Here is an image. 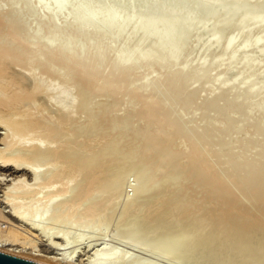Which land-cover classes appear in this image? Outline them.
I'll list each match as a JSON object with an SVG mask.
<instances>
[{
  "label": "bare ground",
  "instance_id": "bare-ground-1",
  "mask_svg": "<svg viewBox=\"0 0 264 264\" xmlns=\"http://www.w3.org/2000/svg\"><path fill=\"white\" fill-rule=\"evenodd\" d=\"M0 1L6 2V0ZM7 1L8 7L6 9H3L0 4V24L4 23V27L6 26V28H4L5 30L0 31V127L6 132L0 139L5 144L6 148L0 151V169L6 171V173L8 172L11 176H14L13 182L7 189L8 191L6 190L7 192H5L8 198L11 196H15L14 198L17 199V201L15 202L16 199L14 200V198H12L15 207L13 212L9 214L10 219L14 220L15 222H19L21 226L27 228H25L26 230L23 231L18 227H12L13 225L8 227L6 226V228L4 229L0 226V251L44 264H114V262L120 258V253H113L110 256L102 258L103 254L99 252L102 248L100 247L101 249H98L96 248L97 246H95L96 243L97 245H99L98 242H93L95 245H87V252L94 251V256L92 255L93 257L91 259H88V261L84 262L82 261L83 259H80V261L79 258H77V248L69 250V253H61V255L60 253L58 254V252L55 253L54 256H48L42 253L46 251H65L69 249V243H67L68 241L66 242L64 233L62 236L58 233H56L55 235V233L49 234L46 232L47 230L49 231L53 229H50V227H54V225L52 224H57L58 222L57 225H59V227L60 225L68 227V225L70 224L67 223L69 222L74 224L78 219H92L96 216H100L101 221H110L112 223L111 225L116 228L115 231L117 232L119 231V226H126L127 224L126 228L128 229V231L123 228L124 226L121 228L127 231V237L129 236L131 241H135L137 239H139L140 241L141 239H148V236H152L151 238H153L152 240L154 241V245L160 243L161 245L167 244L165 253L167 255H170L172 252L177 253V257L184 259V262L185 259L192 261V258L197 256L202 258L198 259L201 260V264H264V188L262 187V189L258 190L257 188L259 187L257 183H255V179L249 182L245 180L247 182H245L246 185H244L241 182L242 180H240L243 185L238 186V183L236 185H234V183L231 184L232 181L230 182L229 179L227 180L230 183L225 182L226 180H212L208 177V175H206V173L203 172L202 173L205 174L209 178V180H207L206 183L204 182V185H202L203 176L201 174L202 182L201 185H199L198 182H195L196 179L194 180V177H192L193 175L190 176L191 174L188 175L186 173V171H189L186 170L188 167L198 169L199 163H197V168H194V166L192 165L197 157L196 155L198 154L203 157V161H201L202 157L198 156L199 158H201L200 162H202L199 166L200 170H203L201 169V167L204 166L207 158L218 159L219 154L218 152H215L216 150L211 155L208 152L207 154H209L210 156H207L203 152L202 147L201 150H199V148L190 150L189 147H195V143H199V141L201 142L202 140H204V137L206 138L207 136H211L212 138L221 137V135L225 132L224 130H226L227 127H229V125L231 124L227 122V125H223L226 122V119L230 117L228 116V114L231 115L230 113L226 112L227 118L225 116L226 119L223 124V118H221L222 120L220 119L221 123L220 121H218L223 125V128H220V132L218 130L219 133H217V137L215 135L213 136V134L216 133V129L215 133L212 132V128H215V126H211L210 128L201 125L198 120L200 118H197L198 121L194 125L198 123V125L201 126L197 130H194L193 133L187 132L191 125V122H189V120H194V118H189L187 119V121H184L183 124L179 125L182 126L181 129L184 131L181 132L179 131L180 129H178L179 132H176L173 135L172 133L176 131L174 126L176 124V121H178L179 111H182L179 110V107L177 109L176 106V108L171 112L168 110L169 107L167 106L168 112L166 111V109L165 111L169 115H167V117L165 116V118H162L163 114L161 115L159 113V115H157L160 116L161 120L163 119L164 122L165 129L159 128V130L162 131H157V128L155 129V127H152V132L149 129L150 133L146 134L145 132L144 135H142L143 131H141L142 133L140 132L141 135L140 133L139 135L137 133L132 135L133 132L129 133L127 131L126 133L130 134L129 139V136L125 137L126 133L123 127L121 128L117 125L119 128L115 126L116 128L114 129L112 125L115 121H117V118L119 117L116 115V111H118L119 106L123 102L122 99L124 97V94L127 93V95L131 96L136 95V93L140 89L139 83L142 84L151 77L150 72L153 67H159L165 72L167 71L170 75H168L169 77L166 75V79H163L164 76L163 78L161 76L153 78V80H151V83L153 85H159L161 82H164L163 84H165V88H162L161 86L162 90H159L157 89L158 86L153 88V85H151V89L146 92V96L143 98V101L140 104H137L135 106L131 103L127 106L125 118H129L131 116L133 118H136V114L144 118L150 117L154 112V107H147V104L149 102L148 99L150 101L153 100V102L155 103L156 101H159L157 103L159 104L160 101L164 98H167V96H172L171 98L174 102H190L188 104H192L193 101L196 102V104H199V108L200 105H204V108L205 105H210L212 106V108L214 107L221 110V108L224 107H234L235 109H237L235 106L239 105L237 104L238 100L244 96L251 95V101L249 105H247L248 107L246 106L247 109H245V113L243 111L244 115L241 116L242 118H236L238 121V127L241 129L242 127H246V125H250L254 130L264 129V106L263 108L261 107L260 113L258 112L259 115L257 119H255L256 122H252L251 120L253 119V109L255 108L256 103L260 101V97L264 94V55L256 56L254 59H251V55H253V53L259 50L261 51L264 47V26H261L264 23V0L263 2L261 0L260 5H257V7H251L252 9H250V7L248 8V6L252 4L250 2L252 0H147V2L145 0H138V3L146 2V15L153 14L154 12H156V9L159 8V6L161 8V5H164L163 8L165 9H163L162 11L163 18L153 17L154 19L142 18L141 16H139L140 14L133 16L130 15L128 17L125 16L123 12L122 13L124 19H121L122 13H120L121 16L118 15V9H120V5H122V2H120V0H113L111 1V3L108 2L109 4H107L104 10H102L105 18L101 16L102 13H100L98 10L93 9L94 11H90L88 10L89 8L85 10V7L82 12L74 13L69 17V11L80 10L78 2H75V0H31L29 2L27 0ZM87 1L88 0H85L86 4L88 5L89 2L87 3ZM80 2L83 1L80 0ZM133 3H135L134 0H125L124 4L130 6ZM179 5H182L181 8ZM178 7L180 8V10L178 9ZM144 8L145 7H143V9ZM24 11L27 12L28 17L19 22H16V18ZM157 14L161 15L160 13ZM52 16H58L60 18L64 17L65 20L68 21V23L66 24V26L53 25L51 28L49 26L47 27H49L50 29L54 28L56 30V33L58 32L59 34L68 30L72 31L70 33V36H67V40L64 39L65 41L63 43L59 41V37H56L49 40L48 42L46 41V43L44 44L41 43V46H31L29 43L30 38L32 39L34 37L35 39L37 34L39 35V32L43 31L45 20ZM118 16L121 20H123L121 26H117ZM223 16H226V18H222ZM234 16L238 17L233 18ZM216 19H220V22L215 27H213L214 30L212 29L214 38L212 37V39L207 43H200V40L197 37L198 30L201 27L208 28V26L212 24L211 22L215 21ZM242 20L245 22V26L241 25ZM15 22L17 23V25H15ZM187 24L191 26V31L188 33V35L182 37L181 32L184 30V26ZM2 26L3 25H1V27ZM130 28L135 29V34L131 37H126L125 34L131 30ZM16 29L23 32V35L18 34L17 32L19 31H16ZM44 30L47 31L46 29ZM241 30L244 31L243 42L241 41L240 43H235L234 36L238 32H241ZM110 31H117L118 34L116 35V37H113L114 39H108V42L104 41L105 44L102 45L104 46L102 48L103 51L100 52V44L102 43H100L101 35L108 32L110 33ZM256 31L257 33H260L258 34L259 36L257 37L255 43L249 47L245 46L244 41L252 36L251 34H253V32L256 33ZM230 32L231 35L227 36L226 34H230ZM55 36L56 35H54V37ZM148 36H150L149 38H155V41L153 43V39L148 41ZM143 38H146L148 41V43H145L146 45H144L143 43ZM36 39L38 40V38ZM42 41H44V39ZM75 41H79L81 43H79L78 48L73 51L71 50V47ZM158 42H160V45H158ZM170 44L173 45L167 47ZM110 45L113 46V48ZM108 48L109 51H106L108 50ZM135 49L139 50L138 54L132 57L131 53ZM97 50L99 51V53H97ZM239 51H242L243 54L238 58L236 57V55ZM107 52H110L109 56H107ZM180 53L182 56L181 58L179 57ZM152 55H155V58ZM177 56L180 58L179 60L176 59ZM199 56L203 57L205 61L204 63H202L203 65L201 64V67L198 65L200 68L197 66L198 69L194 70L195 68L191 69L190 67H186L188 66L190 61H193ZM213 57H216V59L212 62L211 59ZM106 58L107 60L109 59V63L108 67L105 70L100 71L98 68L93 66V70L89 71L91 64H93L92 60H95L96 63L100 64L101 62L103 63V60H105ZM233 61H235L236 70L229 71V75L227 74V77H225L226 75H224L225 78H223V75L221 73L224 72V70L222 71V69L225 68L223 66ZM31 65L35 67L34 70L32 69L33 66L28 68V66ZM15 67H19V69L24 70H26L27 68H31V70L30 73L27 72L29 73L27 74L23 71L16 70ZM141 68H144L145 71L144 74H141V78H132L131 76L135 75L134 73H136V70ZM36 71L39 73L42 72V74H38ZM61 71H66L67 74H60ZM213 71L216 74L219 73L217 76H222H219L220 79L216 76L218 79L216 81H213V83L211 82L210 85L206 87V89L203 88L204 90L201 91V94H199L197 98L192 99L187 91L178 93L174 92L175 90L173 91V89L176 88V84L178 83L179 75H182L185 81L187 80L189 83L193 80H198L199 78V80L204 79V81L207 80L206 82H208L212 76L216 75L215 73L212 74ZM208 72H210V76ZM246 73L248 75V78L244 83H241L238 86L236 83L242 77V74L245 75ZM259 73H261V79L259 81L257 80V82L256 78L258 77ZM160 74L162 73H159L158 75ZM52 75L53 77L54 75H57V77L55 76V78H53ZM61 75L65 76V79L63 80L66 81L64 82H66L69 86L73 85L72 87L76 89L78 100H76L74 97L73 99H71L73 96V93L71 92V98L70 96H68L69 94L66 95L69 89L65 92L62 91L65 94H62L60 90V94L56 99L55 91L57 87H54L53 85L50 87L48 86L49 88H46L45 85H43L48 76L53 79H58L59 77H62ZM124 76H126V78L127 76H129L130 78H132V80L128 83L129 80L127 79L128 81H126L125 83L128 84L124 85L122 88L120 87L119 90L117 89L118 91L112 93L109 92V94H106V96L104 97L100 96L101 99L100 97H98L101 101L100 104H102L103 106H107L108 108H105L106 110L104 112L106 115H104L103 118H100L101 120L97 123V125H95L93 129V125H90L91 123H93L90 122V120H92V112H90V114L87 115V118L80 123L78 121V123L75 122L77 118L75 116V113H77V111L80 109L85 110V106L87 105L85 104V100H87L88 96L94 94V92L92 93V91H95L96 85L99 86L98 83H100L101 81L104 82L105 80H108L110 82V80L112 79L109 80V78L111 77L123 78ZM116 80L117 83L121 81L118 79ZM233 82H236L234 83L236 84L235 86ZM107 83L104 84V87H106ZM114 83H116V81ZM189 83L187 84L189 85ZM110 84H108L107 86H110ZM43 86L45 87V89ZM69 86L68 88H71ZM102 91H104V89H101V91H99L101 92V95L103 94ZM106 92L108 91L106 90ZM225 93H229V95L232 94L233 96L227 102H225L224 97H222ZM53 97L56 99L53 100L57 105L55 103L52 104L53 106L56 105V110L59 113H57L58 116H61L64 121L68 123V126L70 125L71 127H73L71 129L68 127L70 129L69 131H72L71 134H64L62 131L60 134H56L54 129L55 127L58 128L59 125L54 126V124H52L54 122L51 121L53 119L45 121L42 118H38L40 116H38L37 113V116H33L29 111V109L33 105L32 103L37 102V98L39 99V101H41L40 98L43 99V102H46L48 104V102H50ZM262 99H264V97H262ZM131 100L133 101V98ZM146 100L147 104L145 102ZM52 104L50 106H52ZM152 104L153 103H151V105ZM162 105H159V107ZM156 107L157 106H155V108ZM45 108L46 107H44V109ZM68 108L70 110L66 111V109ZM234 108L232 110H234ZM100 109L101 108L99 107V110ZM180 109L182 108L180 107ZM160 110L162 111V109H159V112ZM214 110L215 109H213V111ZM48 111L49 109H47V112ZM229 111L231 110L229 109ZM42 113L43 112H41V114ZM17 115L19 118L21 116L23 118L21 117L19 119L16 117ZM122 115L124 117V114ZM164 115H166V113ZM253 116L255 117V115ZM141 117L139 118V120L142 119ZM205 119L207 118L205 117ZM161 120L159 119L158 121ZM121 121L122 120H120V122ZM123 121L124 123L121 122V126L125 124V120ZM135 121L138 122V120ZM143 121L140 120L141 123ZM145 121L147 120L145 119ZM231 121L232 120H229V122ZM249 121L252 123L249 124ZM120 122H118L119 125ZM204 122L202 121V123ZM208 123L209 122L206 121L205 124L208 125ZM52 126H54V128ZM124 126L127 127V125ZM133 127H131V129ZM32 129L40 132H38L37 135L29 134L32 132ZM251 129L249 128L250 137L254 132H256L255 130L252 133L251 131H253V129ZM109 130L112 131L110 132L109 136H106V132H108ZM88 131L90 133L92 132V134L90 135L93 136L91 137V139H93H90L89 141L85 140V136H87V138L89 136L90 138ZM239 131H236L231 136L230 141H232V145H234L236 141H241L242 143H245V141H247L248 136L246 137L245 135L247 134V132L244 133L243 131H240L241 133H244L243 136ZM52 132H54L56 135ZM56 132L60 131H57L56 129ZM21 136L22 139L24 138L23 140L20 139ZM53 137L57 138V141H55V145L54 143L51 144ZM83 137L84 139L82 141L81 138ZM124 137L125 139H123ZM63 138L66 139V141L64 140L65 144L62 142ZM126 138L129 139L127 140L128 142L132 140L130 142L133 143L132 146L134 145V142H137V146H139L140 148L142 147L140 145H143V147L141 148L142 150L140 149L141 154L139 153L144 157L143 160L142 158H140V156L134 157L139 155L137 153H135L136 155L134 154V156L132 155L133 158L129 156V152L131 151V148L133 149V147H130L128 143L123 144L122 140H126ZM166 138H170L169 143H167L168 148L166 149H169L170 146H174L176 143L179 144L180 142L186 145V148L183 147L184 145L182 146L184 150L182 153L178 152L181 155H179V158L176 159V161L178 160V166L183 168L181 170L183 171L182 174H178L177 172L170 170V174L167 172L164 173H167L169 175L168 178L166 177L167 179L164 178L160 180L159 176L162 175H156V169L153 168L155 170V175L152 176L148 181L146 179V182H144L143 185L140 184L141 186H139V184L137 187L132 186V184L134 185V182L127 184H117V182L121 179L123 180L124 178L126 179L131 176L135 170H137L138 172V168L140 166L141 170L139 171L142 174L141 171L145 170L153 161L155 162V158L160 153L161 147L164 146V144H161V142ZM54 140L56 139L54 138ZM220 140L221 138H219V141ZM81 144H86V146H82ZM259 145L260 144L258 142L257 146ZM80 146H82V148L84 147V149L87 150L86 152L84 151L85 153L82 151V153L88 154L91 151L89 153L91 155L81 154L83 158L80 159L82 157H79L81 153ZM262 146H264V144ZM238 147L239 146H237V148ZM253 147H255V145L252 146V148ZM249 148H251V146H248V149ZM98 149L100 150V152ZM211 150L209 151L211 152ZM245 150L244 152L248 153ZM92 151L93 153L97 151L100 154H97L96 152L97 156L94 157V155L92 157ZM135 151L136 150H134V152ZM226 151L228 150L226 149ZM262 151L263 150H261V153H263ZM236 153L239 152L229 150L224 154V156H222V164H224V168H229L228 164L231 167V163L229 162L233 161L232 159H234ZM160 155L162 154L160 153ZM243 155L245 154L243 153ZM251 155L253 154H250V156ZM87 156L88 158H86ZM115 156L118 157L116 158ZM162 158L163 160H168L170 159V156L168 154H165ZM221 158L219 157V159ZM254 159H256V161L261 164L260 162L264 161V154H261ZM250 160L248 158V155H246L242 157L235 166H232L235 167V170L237 169L238 171H243V174L244 172L249 173L246 170L244 171V169L249 165ZM46 161L51 164L45 168L44 163ZM113 161L114 163H112ZM153 164L154 163L151 164L150 168H152ZM137 165H139V167ZM62 166L67 167L63 170ZM247 168H249V166ZM257 171L259 172L260 169L258 168ZM137 172H135V174ZM159 173H161V171ZM192 173L194 174V172ZM116 174L118 179L115 178ZM135 174H133V177ZM141 174L140 176L142 177L144 173L142 175ZM164 174L162 177H164ZM221 174L219 175L218 172L216 176L219 175L221 177ZM41 175H45L46 179L43 178V182L48 181L46 183L49 184L50 182L49 185L53 184L51 183V181H54L55 179L57 180V176L59 175L61 176L59 180L63 179L62 175H67V180L65 179L63 180V182L61 181L62 183L60 185L58 184L59 187L56 189L46 184L48 188L52 187L51 189L49 188L50 191L53 188L54 191L52 190L53 192L51 193L49 191L50 194H47L48 197H45L46 199H43L44 196L41 195V193L44 192L42 187L46 186H43L44 184H42L41 182V184L39 183L41 187H33V185H37V180L39 177H41ZM141 177H139L138 179H143V181H145L146 177ZM213 178H215V176ZM233 178H235V176H233ZM134 179L136 178L134 177ZM248 179L249 178H247V180ZM116 180L118 181L116 182ZM28 181H33L34 183H30V185ZM263 181L264 180H262V182ZM259 183L261 186L262 183ZM158 190H160V193L162 192L161 195H159L160 193L158 194ZM46 193H48V191H45V193L43 194ZM27 196L31 198L34 197V199L30 200L31 203H26L25 200L24 202L20 201V199L23 200ZM25 203L27 204V206L28 204H31L30 207L28 206V211L25 210L26 207H24L25 209H23V206L26 205ZM11 206L13 208L12 204ZM40 208H42V210ZM37 210L42 212V215H40L39 212L40 219H38L41 220L42 223L45 222L48 224L47 226L44 225V228L41 226L42 224L39 220H35L36 218H33V223H29L28 221L29 217H31L32 219V217L39 216H35L36 212H38ZM65 215L66 217L63 218V216ZM1 221L0 223H3ZM59 221L61 224H59ZM50 224L52 226H50L48 229L47 227ZM57 225L56 228H58ZM121 231L124 232L122 229ZM126 231L124 232V235H126ZM122 232L120 233L123 234ZM38 235L39 238L40 235L42 237L46 236L49 240V244H44L43 247L41 246L43 249H37L38 243L34 241V238H37ZM124 237V239H127L126 236ZM145 240L144 242H146Z\"/></svg>",
  "mask_w": 264,
  "mask_h": 264
},
{
  "label": "rangeland",
  "instance_id": "rangeland-1",
  "mask_svg": "<svg viewBox=\"0 0 264 264\" xmlns=\"http://www.w3.org/2000/svg\"><path fill=\"white\" fill-rule=\"evenodd\" d=\"M28 2L29 1H31V0H27ZM81 1H83V2H80V0H75V2H78V5H79V9L80 10H74V11H69V13H68V16L70 17V16H72L74 13H79V12H82L83 10H84V7H85V10L87 9V8H89L88 10H92V11H94L95 9L96 10H98L100 13H102L101 14V16L103 17V18H105V15H104V13H103V11L102 10H104V8H105V6L107 5V4H109V3H111V1H113V0H99V2H98V0H92V2H91V0H88L87 1V3H88V5L86 4V2H85V0H81ZM146 2H147V0H145ZM261 0H252V1H250L252 4L251 5H249L248 6V8L250 7V9H252L251 7H257V5H260V2ZM1 3V6L3 7V9H6L7 7H8V1L6 0V2H4V1H0ZM79 2H80V4H79ZM85 2V3H84ZM109 2V3H108ZM120 2H122L121 4L122 5H120V9H118L119 10V14L118 15H120L121 16V14L120 13H124V15L125 16H133V15H138V14H140L139 16H141L142 18H145V19H154V18H163V9H165V8H163V6L161 5V8H160V6H159V8H157L156 9V12H154L153 14H151V15H146V13H145V9L147 8L146 6H147V4H146V2H143V3H138V0L137 1H135L134 0V2L135 3H133V4H135V5H133V4H131L130 6H131V8H130V6H127L126 4H124L125 3V0H120ZM262 2H263V0H262ZM4 3H6V4H4ZM83 3H84V5H83ZM106 3V4H105ZM138 3V4H137ZM256 3V4H255ZM258 3V4H257ZM104 4V5H103ZM124 4V5H123ZM140 4H141V6H140ZM4 5V6H3ZM139 5V6H138ZM246 5H248V4H246ZM6 6V7H5ZM87 6V7H86ZM124 6V7H123ZM127 6V7H126ZM145 7L144 9H143V7ZM180 6V8H181V6L182 5H179ZM81 7V8H80ZM95 7V8H94ZM101 7V8H100ZM130 9H129V8ZM134 7V8H133ZM142 7V8H141ZM124 8H126V9H124ZM127 8H128V10H127ZM139 8V9H138ZM180 8L178 7V9L180 10ZM94 9V10H93ZM137 10H139V11H137ZM141 10V11H140ZM143 10H144V12H143ZM136 11V12H135ZM158 11V12H157ZM195 11V10H194ZM140 12V13H139ZM142 12V13H141ZM123 13H122V18L121 19H124V16H123ZM134 13V14H133ZM157 13H160L161 15H159V14H157ZM142 14H144V15H142ZM153 15V16H152ZM146 16H147V18H146ZM151 16V17H150ZM157 16V17H156ZM28 17V14H27V12H22L21 13V15H19L17 18H16V22H19V21H21V20H23V19H25V18H27ZM150 17V18H149ZM154 17V18H153ZM235 17H238V16H234L233 18H235ZM222 18H226V16H223ZM120 18H119V16H118V21H117V26H121L122 25V21L123 20H121ZM126 19V18H125ZM121 20V21H120ZM15 22V25H17V23ZM220 22V19H216L215 21H213V22H211L212 24L210 25V26H208V28H204V27H201L199 30H198V32H197V37L199 38V40H200V43H207V42H209L211 39H212V37L214 38V36H213V27H215L218 23ZM68 23V21L67 20H65V18L64 17H62V18H60V17H58V16H52V17H49V18H47L46 20H45V28H44V26H43V31H40L39 32V35L37 34V36L35 37V39H34V37L31 39L30 38V41H29V43H30V45L31 46H41L42 44L41 43H46V41L48 42L49 40H51V39H53V38H56V37H59V41L60 42H64L65 40H67V36H70V33L72 32V31H66V32H63V33H56V30L54 29V28H52V29H50L53 25H65L66 26V24ZM1 25H3L2 27H1ZM4 23H1L0 24V31H3V30H5L4 28H6V26L4 27ZM14 25V26H15ZM241 25L242 26H245V22L242 20V23H241ZM47 26H49V27H47ZM261 26H264V23H263V25H261ZM260 26V27H261ZM3 28V29H2ZM133 28V27H132ZM132 28H130L129 30L130 31H128V33H126L125 34V36L126 37H131V36H133L134 34H135V29H132ZM190 28H191V26L189 25V24H187V25H185L184 26V30L181 32V36L182 37H185L186 35H188V33L191 31L190 30ZM44 29H46L47 31H45ZM49 29V30H48ZM213 29V30H212ZM55 30V31H54ZM16 31H19V32H17L18 34H22L23 35V32H21L20 30H17L16 29ZM45 31V32H44ZM51 31V32H50ZM53 31V32H52ZM259 31H262V30H259ZM45 34V35H43V34ZM66 33V34H65ZM256 33H257V31H256ZM254 33L253 32V34H251L252 36H250L249 38H247L245 41H244V44H245V46H247V47H249V46H251V45H253L254 43H255V41H256V39H257V37L259 36L258 34L260 33ZM43 36H42V35ZM56 35L55 37H54V35ZM65 34V35H64ZM118 34V32L116 31H110V33L108 32V33H105V34H102L101 35V39H100V52H102L103 50H102V48L104 47V46H102V45H104L105 43H104V41L106 42H108V39H110V40H112V39H114L113 37H116V35ZM46 35H48V36H46ZM61 35V36H60ZM227 36H230L231 35V32H230V34L228 33V34H226ZM65 36V37H64ZM44 37V38H43ZM150 36H148V38H149ZM152 37V36H151ZM154 37V36H153ZM36 38H38V40L36 39ZM41 38V39H40ZM47 38V39H46ZM112 38V39H111ZM146 38H147V36H146ZM144 39L143 38V43H144V45H146L145 43L147 42L148 43V41H150V40H152L153 38H149V40L147 41V39ZM234 38H235V43H240L241 41L243 42V39H244V31L243 30H241V32H238L235 36H234ZM40 39V40H39ZM44 39V41H42ZM63 39V40H62ZM65 39V40H64ZM155 39V38H154ZM152 40V43L155 41V40ZM35 40V41H34ZM37 41V42H36ZM42 41V42H41ZM40 42V43H39ZM35 43H37V44H35ZM39 43V44H38ZM79 43H81V42H79V41H75L74 43H73V45H72V47H71V50H73V51H75L77 48H78V44ZM142 43V42H141ZM142 43V44H143ZM149 43H151V42H149ZM110 44V43H109ZM141 44V45H142ZM143 45V46H144ZM158 45H160V42H158ZM171 45H173V44H170V45H168L167 47H170ZM111 46V45H110ZM112 48H113V46H111ZM112 48H111V50H112ZM111 50H110V52H111ZM99 51L97 50V53H99ZM106 51H109V48H108V50H106ZM138 49L136 50H133L132 51V53H131V56L133 57L134 55H137L138 54ZM110 52H107V56H109L110 55ZM96 53V54H97ZM242 54H243V52L242 51H239L238 53H237V55H236V57H241L242 56ZM180 56V58L182 57L181 56V53L179 54ZM260 55H264V47L262 48V50L260 51H256L255 53H253V55H251V59H254L256 56H260ZM153 56V55H152ZM155 56V55H154ZM153 56V57H154ZM178 56H177V60H179L180 58H179ZM152 58V57H151ZM155 58V57H154ZM194 59V58H193ZM192 59V60H193ZM213 59V60H212ZM211 59V61L213 62V61H215V59H216V57H213ZM206 60V59H205ZM205 61H204V59H203V57H197V58H195L193 61H190V63L188 64V66H186V67H190L191 69H194V70H196V69H198V67L200 66L201 67V64L202 63H204ZM228 62V61H227ZM92 63L94 64H91V66H92V68H91V66H90V68H89V71H92L93 70V68L94 67H96V68H98L100 71H103V70H105L107 67H108V63H109V59L107 60V58L105 59V60H103V63L101 62L100 64H98V63H96L95 62V60H92ZM104 63H106V64H104ZM199 65V66H198ZM203 65V64H202ZM33 65H31V66H28V68L29 67H32ZM94 66V67H93ZM198 66V67H197ZM185 67V68H186ZM197 67V68H196ZM199 67V68H200ZM223 67H225L224 69H222V71L224 70V72H221L222 73V75H223V78H225V77H227V74L229 75V71H235L236 70V64H235V61H233V62H230L229 64L227 63V64H225V66H223ZM16 68V70H20V71H23L24 73H27V72H29L30 73V70H31V68L30 69H26V70H24V69H19V67H15ZM18 68V69H17ZM34 66H33V70H34ZM143 69V70H142ZM161 72H160V71ZM164 70H162V69H160L159 67H153L152 69H151V72H150V76L152 77H150V78H148V80L147 81H145V82H143L142 84L141 83H139V90H138V92H140V93H136V95H134V96H131V95H127V93L126 94H124V97H123V102H122V100H121V105L119 106V108H118V111H116V115L117 116H119L118 118H119V121H118V118H117V121H115L114 122V124H112L113 125V127H114V129L117 127V128H119V127H123V129H124V131H125V133L128 131L129 133H131V132H133L132 133V135L133 134H138L139 135V133L141 132V131H143V134L142 135H144L145 134V132H146V134L147 133H150V131H149V129L151 130V132H152V127H155V129L157 130V131H162V130H159V128L160 129H162V128H164L165 129V126H164V122H163V119L161 120V117L160 116H157V115H159V113L163 116L162 118H165V116L167 117V115H169L167 112H168V110L171 112V111H173L176 107H177V109H178V107H179V110H182V111H179V117H178V121H176V124H175V126H174V128H175V130L176 131H174V133H172L173 135L176 133V132H179V131H184V130H182L181 129V127L182 126H179V125H181V124H183V122L184 121H187V119H191V118H194V120L193 119H191V120H189V122H191V125H190V127H189V129H190V131H192V132H190L189 131V129L187 130V132H189V133H193L194 132V130H197L201 125H204V126H207V127H210L211 128V126L213 127V126H215V128L213 127L212 128V132L213 133H215V129H216V133L215 134H213V136L215 135L216 137H217V133H219L220 132V130L223 128V125H227V122L230 124L229 125V127H227V129L226 130H224L225 132L221 135V137H218V138H212L211 136H207L206 138L204 137V140H202L201 142L199 141V143H195V147H189L190 148V150L191 149H194V148H199V150H201V147L203 148L202 150H203V152L207 155V156H210L215 150V152H218V159L216 158V159H209V158H207V160L205 161V164H204V166L203 167H201V169H203V170H200L199 169V166L201 165V163L202 162H200V160H201V158H199V157H202V156H200L199 154L198 155H196L197 157H196V159L198 158L199 159V161H198V159H197V161H196V159H195V161L193 162V166H194V168H197V166H198V164L197 163H199V166H198V169H193V168H187L186 170H189L188 172L186 171V173L188 174V175H190V176H192V177H194V180H195V182L197 183L198 182V184L199 185H201V182H202V185H204V182L206 183V181L207 180H209V178L210 179H212V180H217V179H219V180H221V181H225V182H228V183H230L231 181V184L232 183H234V185H236L237 183V185L238 186H241V185H246V183L247 182H249V181H251V180H254L255 179V183H257V185H258V187L259 188H257L258 190H260V189H262V187L264 188V186H262V185H264V181L262 182V180H264V161H262V162H260L261 164H259V162H257L256 161V159H254L255 157L257 158L259 155H261V154H264V149H263V147L264 146H262L263 144H264V129H262V130H260V129H255L256 130V132H254L255 130L250 126V125H246V127H242L241 129L238 127V124H237V119L236 118H242L241 116L242 115H244V113H245V109H247V105H249V103H250V101H251V95L249 96V95H247V96H244V97H242V98H240L239 100H238V103H237V101H236V103L237 104H239L238 106H235L237 109H235L234 107V110H232L233 108H229V107H224V108H221V110L220 109H217V108H212V106H208V105H205V108H204V105H200V108H199V104L197 103L196 104V102H193L192 101V104H188V103H190V102H187V103H178V102H174L173 101V99L170 97V96H167V98H164L163 100H161L160 101V103L159 104H157L159 101H156V103L155 102H153V100H149L148 99V104H147V100L145 101L146 102V104H147V107H151V106H153L154 107V112H155V114H154V112H153V114H151V116L150 117H147V118H144V117H141L140 115H135L136 116V118H133L132 116L131 117H129V118H125V114H126V108H127V106L129 105V104H133V105H137V104H140L142 101H143V98L146 96V92L149 90V89H151V85H153L151 82V80H153V78H156V77H158V76H161L162 78H163V76H164V78L163 79H166L165 77H167L168 75H170V74H168V72L166 71H164ZM261 71H262V69H261ZM37 72V71H36ZM64 72H66V71H61L60 72V74H67V72L66 73H64ZM211 72V71H210ZM210 72H208L209 73V76H210ZM29 73H27V74H29ZM38 74H42V72L41 73H39V72H37ZM145 73V71H144V68H141V69H138V70H136V73H134L135 75H133V76H131L132 78L134 77L135 79H140L141 77L140 76H142L141 74H144ZM159 73H162V74H160V75H158ZM166 73V74H165ZM213 73H215L214 71L212 72V74ZM244 73V72H243ZM139 74V75H138ZM165 74V75H164ZM201 74V73H200ZM211 74V75H212ZM216 74V73H215ZM219 74V73H218ZM218 74H216V75H214V76H212L210 79H209V81L208 82H206V81H204V79L202 80H193L192 82H188L187 80L185 81V79H184V77L182 76V75H179L180 77H181V79H180V77L178 76V83L176 84V88L175 89H173V91L174 92H176V93H178V92H182V91H187V93L191 96V98L192 99H195V98H197L198 96H199V94H201V91H203L204 89H206V87H208V85H210V83L212 82L213 83V81H216L218 78H219V76L221 77L222 75H219V76H217ZM167 75V76H166ZM224 75H226L225 77H224ZM260 75V76H259ZM55 76L57 77V75H54V77H53V75H52V77L53 78H55ZM62 77H59L58 79L56 78V79H53V78H51L50 76H48L47 77V79L45 80V82L43 83V85H45V87L47 88L48 86L50 87V86H53L54 85V87L56 86L57 88H56V91H55V98L57 99V97L59 96V91L61 90V92L63 91V92H65V91H68V89H69V91H68V93L66 94V95H68V96H70V98H71V94H70V92L71 93H73L72 95V98L71 99H73V97L76 99V100H78V96H77V91H76V89L74 88V87H72L73 85H71V86H69L66 82H64V81H66V80H63V79H65V76L64 75H61ZM136 76H138V77H136ZM218 78H217V77ZM39 77H43V76H39ZM38 77V78H39ZM64 77V78H63ZM125 77V78H124ZM123 78L121 77V78H114V77H111V78H109V80L110 79H112V80H110V82H111V84H110V82L108 81V80H105L104 82L103 81H101L100 83H98V85L99 86H95L96 88H95V91L93 90L92 91V93L94 92V94L92 95H90V96H88V98H87V100H85V104H87L86 106H85V110L84 109H80V110H78L77 111V113H75V116L77 117H75L76 118V120H75V122L76 123H80L81 121H83V120H85L86 118H87V115L88 114H90V112H92L91 114V117H92V120H90V122H93V123H89L90 125H93L92 126V129L95 127V125H97V123L101 120L100 118H103L104 117V115H106L105 114V108L107 107V106H103L102 104H100V99H101V97L100 96H102V97H104V96H106V94H109V92L110 93H112V92H115V91H118L119 89H120V87L122 88L124 85H126V84H128L131 80H132V78H130L129 76H127V78H126V76H124ZM169 77V76H168ZM261 73H259L258 74V77L256 78V81L258 80H260L261 78ZM49 78H51V79H49ZM202 78V77H201ZM216 78V79H215ZM248 78V75H247V73L244 75V74H242V77L238 80V82L236 83V82H233V84L234 83H236L238 86L241 84V83H244L245 82V80ZM116 79H118V80H121V81H119L118 83H117V80ZM129 81H128V80ZM208 79V78H207ZM220 79V78H219ZM63 80V81H62ZM114 80V81H113ZM124 80V81H123ZM150 80V81H149ZM155 80V79H154ZM179 80H180V82H179ZM231 80V79H230ZM61 81V82H60ZM116 81V83H114ZM126 81H128V83H125ZM257 81V82H258ZM108 82V83H107ZM155 82V81H154ZM185 82V83H184ZM102 83V84H101ZM105 83H107L106 84V87H104V84ZM123 83V84H122ZM164 82H161L159 85H153V88L154 87H156V86H158L157 87V89H159V90H162V88L164 87L165 88V84H163ZM183 83H184V85H183ZM187 83H189V85L187 84ZM70 84V83H69ZM108 84H110V86H107ZM115 84H116V86H115ZM120 84H121V86H120ZM142 86H141V85ZM186 84V85H185ZM236 84H234V86L236 85ZM47 85V86H46ZM67 85V86H66ZM68 86L69 87H71V88H68ZM114 86V87H113ZM141 86V87H140ZM151 86V87H150ZM161 86H162V88H161ZM44 87V86H43ZM45 87H44V89H45ZM48 87V88H49ZM99 87H102V88H99ZM111 87V88H110ZM233 87V86H232ZM108 88V89H107ZM112 88H113V90H112ZM204 88V89H203ZM234 88H236V87H234ZM233 88V89H234ZM264 88V87H263ZM55 89V88H54ZM101 89L103 90L104 89V91H102V95H101V92H99V91H101ZM118 89V90H117ZM146 89V90H145ZM98 90V91H97ZM106 90L108 91V92H106ZM110 90V91H109ZM172 91V92H173ZM42 92V91H41ZM62 92V94H65V93H63ZM100 93V94H98V93ZM253 92H255V91H253ZM252 92V93H253ZM57 93H58V95H57ZM76 93V94H75ZM40 94H42V93H40ZM105 94V95H104ZM144 96H143V95ZM140 95V96H139ZM231 95V96H230ZM229 95V93H225V94H223V96L222 97H224V100H225V102H227L229 99H231L233 96H232V94H230ZM92 96V97H91ZM126 96H127V98H126ZM131 96V97H130ZM98 97H100V99L98 98ZM262 97H264V94L260 97V101L258 102V103H256V105H255V108L253 109V115H255V117L252 115V118L253 119H251L252 120V122L254 121V122H256V120L255 119H257V117H258V115H259V113H260V110H261V107L263 108V106H264V99H262ZM54 97L51 99V101L50 102H48V104L46 103V102H43L44 100L43 99H41L40 98V100L41 101H39V99L37 100L36 99V101L37 102H34V103H32L33 105H32V107L29 109V111L32 113V115L34 116V115H36V113H37V115L38 116H40V117H38V118H42L43 120H45V121H49V120H51V119H53V120H51V121H53L54 123H52L51 121V123L52 124H54V126H58V128L57 127H55V129H54V131H55V133L57 134V133H61V131L65 134H71L72 133V131H69L71 128H73V127H71L70 125L68 126V123H66L65 121H64V119L61 117V116H58V111L56 110V102H54V100H56ZM96 98V99H95ZM98 98V99H97ZM133 98V101L131 100ZM54 99V100H53ZM126 100V101H125ZM135 100V101H134ZM130 101V102H129ZM41 102V103H40ZM43 102V103H42ZM95 102V103H94ZM98 102V103H97ZM135 104H134V103ZM139 102V103H138ZM164 102V103H163ZM39 103V104H38ZM50 103V104H49ZM55 103L56 105H54L53 106V104ZM151 103H153L152 105H151ZM45 104H47V105H45ZM52 104V106H50ZM163 104V105H162ZM185 104V105H184ZM236 104V105H237ZM48 105H49V107H48ZM95 105V106H94ZM100 105H102V106H100ZM150 105V106H149ZM159 105H162V106H160L159 107ZM198 105V106H197ZM34 106V107H33ZM43 108V110H42V108ZM155 106H157L156 108H155ZM164 106V107H163ZM169 107V109L167 110V108ZM172 106V107H171ZM174 106V107H173ZM176 106V107H175ZM247 106V107H246ZM37 107V108H36ZM44 107H46L45 109H44ZM98 107V108H97ZM99 107L101 108L100 110H99ZM104 107V108H103ZM158 107H159V109H162V111L160 110V112H159V109H158ZM180 107L182 108V109H180ZM206 107H209V108H206ZM36 108V109H35ZM39 108V109H38ZM52 108V109H51ZM69 108H71V107H69ZM66 109V111L67 110H70V109ZM87 108V109H86ZM96 110H95V109ZM108 108V107H107ZM164 108V109H163ZM172 110H171V109ZM184 108V109H183ZM226 108V109H225ZM238 108H239V110H238ZM241 108V109H240ZM41 109V110H40ZM47 109H49V111L47 112ZM98 109V110H97ZM156 109V110H155ZM165 109H166V111H165ZM213 109H215L214 111H213ZM224 109V110H223ZM229 109L231 110V111H229ZM37 110V111H36ZM55 110V111H54ZM124 110V111H123ZM222 110H223V112H222ZM228 110V111H227ZM238 110V111H237ZM33 111V112H32ZM36 111V112H35ZM46 111V112H45ZM51 111V112H50ZM81 111V112H80ZM89 111V112H88ZM97 111V112H96ZM99 111V112H98ZM166 113V115H164L165 113ZM234 111V112H233ZM243 111H244V113H243ZM41 112H43L42 114H41ZM163 112V113H162ZM169 112V113H170ZM226 112L227 113H230L231 115H229L228 114V116H230V117H228V119H226L227 118V115H226ZM259 112V113H258ZM50 113V114H49ZM58 113V114H57ZM241 113V114H240ZM254 113H256V114H254ZM47 114V115H46ZM122 114H124V117H123V115ZM20 115V114H19ZM21 115H23V114H21ZM36 115V116H37ZM51 115V116H50ZM52 115H54V116H52ZM56 115H57V117H56ZM155 115V116H154ZM134 116V117H135ZM139 116V117H138ZM159 117V118H157V117ZM195 116V117H194ZM202 116H203V118H202ZM210 116H212V117H210ZM220 118H219V117ZM221 116H224V117H221ZM225 116H226V118H225ZM17 118H19L18 117V115L16 116ZM22 117V116H21ZM20 117V118H21ZM46 117V118H45ZM48 117H50V118H48ZM52 117V118H51ZM61 117V118H60ZM94 117V118H93ZM122 117H123V119H122ZM142 118V119H140L141 121H143V119H144V121L141 123L140 122V120H139V118ZM152 117V118H151ZM154 117H156V118H154ZM205 117L207 118V119H205ZM215 117H217V118H215ZM19 118V119H20ZM23 118V117H22ZM48 118V119H47ZM98 118V119H97ZM151 118V119H150ZM197 118H200V119H198L199 120V123L201 124V125H198V123L196 124V125H194L198 120H197ZM214 118H215V120H214ZM221 118H223L224 120L222 121V124H223V122L225 121V119H226V122L222 125V124H220L221 123ZM229 118H232V119H229ZM54 119H55V121H54ZM58 121H57V120ZM95 119H96V121H95ZM134 119V120H133ZM145 119L147 120V121H145ZM161 120V121H158V120ZM184 119V120H183ZM209 119H211V120H209ZM212 119H213V121H212ZM217 119H219V120H217ZM221 119V120H220ZM61 120V121H60ZM120 120H122L121 122H123L124 123V121L123 120H125V124H123L122 126H121V122H120ZM129 120V121H128ZM135 120H138V122H139V124H138V122L137 121H135ZM152 120V121H151ZM204 120H205V122H204ZM229 120H232L231 122H229ZM239 120V119H238ZM250 120V121H251ZM63 121V122H62ZM78 121V122H77ZM159 122V124H158V122ZM193 121H194V123H193ZM202 121L204 122V123H202ZM206 121H208L209 123H208V125L207 124H205L206 123ZM216 121V122H215ZM218 121H220V123L218 122ZM249 121V124H251L252 122H250ZM55 122H56V124H55ZM118 122H120V125H119V123ZM137 122V123H136ZM210 122H211V124H210ZM212 122H213V124H212ZM215 122V123H214ZM118 123V124H117ZM128 123H130V124H128ZM152 123V124H151ZM163 123V124H162ZM178 123V124H177ZM234 123H236V124H234ZM67 124V125H66ZM141 124V125H140ZM151 124V125H150ZM63 125V126H62ZM119 127H118V126ZM124 125H127V127L126 126H124ZM130 125H131V127H133V125H134V127L131 129V127H130ZM136 125V126H135ZM139 125V126H138ZM144 125V126H143ZM236 125V126H235ZM54 126H52L53 128H54ZM116 126V127H115ZM162 126H164V127H162ZM196 126V127H195ZM250 126V127H249ZM62 127V128H61ZM70 129H69V128ZM136 127V128H135ZM151 127V128H150ZM180 127V128H179ZM195 127V128H194ZM222 127V128H221ZM237 127V128H236ZM61 128V129H60ZM66 128V129H65ZM90 128H91V126H90ZM126 128V129H125ZM141 128V129H140ZM221 128V129H220ZM249 128L251 129H253V131H251L253 134V137H252V135H251V137H250V131H249ZM56 129H57V131H60V132H56ZM136 131H135V130ZM140 129V130H139ZM144 129V130H143ZM154 129V130H155ZM178 129H180L179 131H178ZM248 129V130H247ZM251 129V130H252ZM64 130V131H63ZM66 130V131H65ZM130 130H132V131H130ZM148 130V131H147ZM174 130V129H173ZM218 130H219V132H218ZM232 130V131H231ZM243 131L244 133H246L247 132V134H245L246 135V137H247V141H245V143L243 142H241V141H236L235 143H234V145H232L233 143H232V141H230V139H231V136L236 132V131ZM32 131V132H31ZM30 132L31 133H29V134H35V135H37L38 134V132H40V131H35V130H31ZM35 131V132H34ZM69 131V132H68ZM112 131V130H111ZM110 130L108 131V132H106V136L108 135L109 136V134H110V132H111ZM134 131H135V133H134ZM239 131V132H240ZM248 131H249V133H248ZM37 132V133H36ZM240 132V133H241ZM260 132H261V134H260ZM4 133H6L5 131H4V129H2L1 127H0V139L4 136L3 134ZM53 134H55L54 132H52ZM62 133V134H63ZM88 133H89V135L90 134H92V132L90 133L89 131H88ZM127 134L126 133V135H125V137H128L129 136V139H130V134ZM142 133V132H141ZM141 133H140V135H141ZM244 133H241V135H243L244 136ZM256 133H257V136H256ZM52 134V135H53ZM55 134V135H56ZM44 135V134H43ZM85 135H87V134H85ZM225 135V136H224ZM54 136V135H53ZM226 137V138H224V137ZM259 136V137H258ZM24 137V136H23ZM86 138H87V136H85ZM91 137H93L92 135H90V138H89V136H88V138L86 139L85 138V140H87V141H89L90 139H91ZM125 137L123 138V139H125ZM172 137V136H171ZM170 137V138H171ZM211 137V138H210ZM54 138L56 139V140H54ZM170 138H166L165 140H162V142H161V144H164V146H162L161 147V151L165 148H168V144L167 143H169V139ZM219 138H221V140L219 141ZM249 138H250V140H249ZM255 138V139H254ZM20 139L21 140H23L22 139V136L20 137ZM53 139V140H52ZM50 141H51V144L52 143H54V145H55V141H57V138L56 137H53ZM83 139H84V137L83 138H81V140L83 141ZM93 139V138H92ZM91 139V140H92ZM129 139H127L126 138V140H122V142H123V144H127L128 143V145L130 146V147H133V149L131 148V151L129 152V156H131L132 157V155L134 156V154L135 153H137V154H139L140 152H141V148L143 147V145H140V146H142L141 148L139 147V146H137V142H134V145L132 146V144L133 143H130L131 141H127V140H129ZM208 139V140H207ZM217 141H216V140ZM254 139V140H253ZM64 140L66 141V139H62V142L65 144V142H64ZM168 140V141H167ZM258 140V141H257ZM54 141V142H53ZM211 141V142H210ZM230 141V142H229ZM251 141V142H250ZM256 141V142H255ZM262 143H261V142ZM205 142H206V144H207V146H206V144H205ZM252 142H254V143H252ZM258 142H259V144L261 145H259V146H257L258 145ZM84 143H87V142H84ZM135 143H136V145H135ZM165 143H166V145H165ZM179 143V142H178ZM201 143V144H200ZM219 143V144H218ZM221 143V144H220ZM223 143H224V145H223ZM250 143H252V144H250ZM204 144H205V147H204ZM241 144V145H240ZM248 144H250V145H248ZM82 146L84 145V146H86V144H81ZM139 145V144H138ZM184 145V146H183ZM197 145V146H196ZM199 145H200V147H199ZM210 145V146H209ZM221 145V146H220ZM243 145H245V146H243ZM255 145V147H253L252 148V146H254ZM82 146H80V148H81V153H80V155H79V157H81L87 150H85L84 149V147L82 148ZM136 146H137V148H136ZM166 146V147H165ZM186 148V145L184 144V143H182V142H180L179 144H175L174 146L172 145V146H170L169 147V149H164L165 150V152H164V150L161 152L160 151V153L162 154V155H160V153L157 155V159L155 158V162L153 161L152 163H154L153 164V166H152V168H150L151 167V164L150 165H148V167L145 169V170H143V171H141L142 172V174H143V178L144 177H146L145 178V181H143V179H140V180H142V181H140L138 178L139 177H141L140 176V171L139 170H141V166L139 167V165H137L139 168H138V172H137V170H135L134 171V173L133 174H135V172H137L135 175H137V176H135L134 175V177L136 178V179H134V177H133V174L131 175V176H129L128 178H124L123 180L121 179H119L120 181H118V180H116V182H117V184H122V183H125V184H127V183H132V182H134V185L132 184V186H138V184H139V186H141L140 184H144V182H146V179H147V181L152 177V176H154L155 175V170L153 169V168H155L156 169V175L158 174V176L159 175H162L163 176V174L165 173V172H167V173H169V172H171V171H175V172H177L178 174H182L183 173V171H181L183 168L182 167H180V166H178L179 164H178V160L176 161V159H178L179 158V155H181V154H179V153H182L183 152V150H184V148ZM192 146H194V145H192ZM212 146V147H211ZM230 146H232V147H230ZM237 146H239L238 148H237ZM240 146H241V148H243V149H241L240 148ZM243 146V147H242ZM248 146L250 147L251 146V148H249L248 149ZM176 147V148H175ZM181 147V148H180ZM208 147V148H207ZM219 149H218V148ZM225 147V148H224ZM235 147V148H234ZM4 148H5V144L0 140V151H2V150H4ZM86 148V147H85ZM188 148V149H189ZM206 148V149H205ZM230 148V149H229ZM240 148V149H239ZM262 148V149H261ZM6 149V148H5ZM84 149V150H83ZM141 149V150H140ZM180 149V150H179ZM211 150V152L209 151V150ZM217 149H218V151H217ZM222 149V150H221ZM226 149L229 151V150H233L234 152H239V153H236V156L234 157V159H232L233 161H231V162H229V163H231L230 165H231V167L229 166V164H228V167L229 168H231V169H233V170H231V169H229V168H224V164H222V161H223V157L222 156H224V154L226 153V152H228V151H226ZM237 149H239V150H237ZM246 149V150H245ZM248 149V150H247ZM99 150V149H98ZM97 150V151H98ZM134 150H136V151H138V152H134ZM176 150V151H175ZM208 150V151H207ZM237 150V151H236ZM244 150L246 151V152H248V153H245L244 152ZM260 150V151H259ZM261 150H263L262 152L263 153H261ZM82 151L84 152V153H82ZM93 151H95V150H93ZM93 151H92V157L94 156V157H96L97 156V154H100V153H98L97 151V154H96V152H94L93 153ZM168 151H169V153H168ZM206 151V152H205ZM243 151V152H242ZM253 151V152H252ZM91 152V151H90ZM89 152V153H90ZM99 152H100V150H99ZM132 152V153H131ZM167 152V153H166ZM174 152V153H173ZM179 152V153H178ZM210 153V155L209 154H207V153ZM241 152V153H240ZM251 152V153H250ZM88 153V154H89ZM131 153V154H130ZM243 153L245 154V155H243ZM253 154V155H251L250 156V154ZM257 153V154H256ZM82 154V155H81ZM88 154H84V155H88ZM141 154V153H140ZM137 155V156H134V157H138V156H140V158H142V160L144 159V157L143 156H141V155ZM169 155L170 156V159H168V160H163V156L164 155ZM238 154H240V155H238ZM242 154V155H241ZM89 155H91V154H89ZM136 155V154H135ZM174 155V156H173ZM246 155H248V158H249V160H250V163H249V168H245L244 169V171L246 170L247 172H249V173H245L244 172V174L242 173L243 171H238L237 169V171L235 170V165H236V163L242 158V157H244V156H246ZM257 155V156H256ZM160 156V157H159ZM176 156H178V157H176ZM199 156V157H198ZM85 157V156H84ZM116 158L118 157V156H115ZM130 157V158H131ZM175 157V158H174ZM219 157L221 158V159H219ZM83 158V156L80 158V159H82ZM86 158H88V156L86 157ZM133 158V157H132ZM158 158H159V160H158ZM141 160V161H142ZM174 160V161H173ZM215 160V161H214ZM254 160V161H253ZM82 161V160H81ZM158 161V162H157ZM160 161H161V163H160ZM163 161V162H162ZM168 161V162H167ZM171 161V162H170ZM201 161H203V157H202V160ZM213 161V162H212ZM217 161V162H216ZM221 161V162H220ZM252 161V162H251ZM256 161V162H255ZM47 162V161H46ZM44 163L45 165V168L47 167V166H49L51 163H49V162H47L48 163V165H47V163ZM167 162V163H166ZM210 162V163H209ZM235 162V163H234ZM112 163H114V161L112 162ZM157 163H158V165H157ZM159 163H160V165H159ZM162 163H163V165H162ZM195 163H196V165H195ZM207 163V164H206ZM234 163V164H233ZM252 163H254V164H252ZM257 163V164H256ZM263 163V164H262ZM259 164V165H258ZM59 165V164H58ZM167 165H168V168H167ZM171 165V166H170ZM217 165V166H216ZM232 165H234V166H232ZM253 165V166H252ZM254 165H255V167H254ZM262 165V166H261ZM60 166V165H59ZM191 166V165H190ZM192 166V167H193ZM251 166V167H250ZM261 166V167H260ZM63 167V166H62ZM67 166H64L62 169L64 170V168H66ZM158 167V168H157ZM176 167H177V169H176ZM209 169H208V168ZM214 167V168H213ZM222 167V168H221ZM232 167H234V168H232ZM252 167H254V168H252ZM256 167H258L259 169H260V171L258 172L257 170H258V168H256ZM161 168V169H160ZM174 168V169H173ZM205 168V169H204ZM218 168H221V169H218ZM224 168V169H223ZM261 168H262V172H261ZM135 169H137V168H135ZM150 169V170H149ZM159 169V170H158ZM164 169H166V170H164ZM176 169V170H175ZM192 169V170H191ZM218 171H217V170ZM249 169H251V170H249ZM253 169V170H252ZM148 170V171H147ZM171 170V171H170ZM194 170V171H193ZM196 170V171H195ZM228 172H227V171ZM230 170V171H229ZM151 171V172H150ZM154 171V172H153ZM158 171V172H157ZM161 171V173H159ZM178 171H180V172H178ZM213 171V172H212ZM216 171V172H215ZM234 171H236V172H234ZM254 171V172H253ZM154 174H153V173ZM190 172V173H189ZM192 172H194V174L192 173ZM206 173V175H208V177L205 175V174H203V173ZM218 172H219V175L221 174L222 176L220 177L219 175H217L216 176V174H218ZM225 172V173H224ZM230 172V173H229ZM235 174H234V173ZM241 174H240V173ZM255 172H256V174H255ZM140 173V174H139ZM164 174V177H162V176H159V178H160V180L161 179H167L168 178V174ZM185 173V174H186ZM197 173V174H196ZM198 173H200V174H198ZM209 173H210V176H215V178H213V177H210L209 176ZM258 173H261V174H258ZM141 174V175H142ZM146 174H147V176H146ZM170 174V173H169ZM201 174H202V176H203V178H202V176H201ZM229 175V177H228V175ZM230 174H233V175H230ZM237 174V175H236ZM253 176H252V175ZM263 174V175H262ZM244 175V176H243ZM250 175V176H249ZM257 175H259V176H257ZM66 176L67 175H62V178L63 179H60L59 180V178H61V176L59 175V176H57V180H59V181H57L56 179L54 180V181H51V183H53V184H51V185H49L50 184V182H49V184L48 183H46V182H48V181H45V182H43L44 180H43V178L44 179H46V177H45V175H41V177H39L38 178V180H37V185L35 186V185H33V187H41V185H39V183L41 184V182H42V184H44L43 186H46V184H48L49 186H52V187H54L55 189L56 188H58L59 187V185L63 182V180H65L66 179ZM139 176V177H138ZM197 176V177H196ZM198 176H199V178H198ZM201 176V177H200ZM206 176V177H205ZM219 176V177H218ZM226 176V177H225ZM233 176H235V178H233ZM236 176H237V179H236ZM260 177V178H257V177ZM263 176V177H262ZM65 177V178H64ZM131 177V178H130ZM141 177V178H142ZM167 177V178H166ZM232 177V178H231ZM251 177V178H250ZM253 177V178H252ZM256 177V178H255ZM14 178V176H11L8 172L6 173V171H3L2 169H0V215H1V217H0V221L1 220H3V221H1V222H3V223H0V226H1V228H6V226L8 227V226H11V225H13L12 227H18L19 229H22L23 231L24 230H26L25 228H27V227H23V226H21V224L19 223V222H15L14 220H11L10 219V216H9V214L11 213V212H13V210H14V207H15V205H14V201H13V199L12 198H14L13 196H11V197H7L6 196V194H5V192H7L8 190V187L11 185V183L13 182V179ZM115 178H117V174L115 175ZM130 178V179H129ZM201 178H202V181H201ZM223 178H226V179H223ZM238 178H240V179H238ZM245 178V179H244ZM247 178H249L248 180H247ZM118 179V178H117ZM131 179H133V180H131ZM198 179H199V181H198ZM206 179V180H205ZM223 179V180H222ZM227 179H229V181L227 180ZM231 179H233V180H231ZM236 181H235V180ZM244 179V180H243ZM67 180V179H66ZM125 180H127V181H125ZM136 180H137V182H136ZM205 180V181H204ZM239 180V181H238ZM240 180H242L241 182L243 183H241L240 182ZM247 182H246V181ZM2 181V182H1ZM62 181V182H61ZM236 183H235V182ZM261 182L262 183V185L260 186V183L259 182ZM142 182V183H141ZM246 182V183H245ZM28 183L30 184H33L34 182L33 181H28ZM56 183V184H55ZM30 184V185H31ZM56 186H55V185ZM59 184V185H58ZM54 185V186H53ZM128 185H130V184H128ZM52 187H49L50 189L52 188ZM243 187V186H242ZM43 188V191L44 192H42L41 193V195L42 196H44L43 197V199H46L45 197H48V195L51 193V192H53L54 190V188L50 191L49 190V188H48V186H46V187H42ZM45 189V190H44ZM7 190V191H6ZM45 191L47 192L48 191V193H46V194H43V193H45ZM49 191H50V193H49ZM157 193V192H156ZM160 193V190H158V194ZM48 194V195H47ZM162 194V192L159 194V195H161ZM6 196V197H5ZM29 196H27L25 199H20V201H22V202H24V200H25V202L26 203H31V201L30 200H32V199H34V197H29ZM234 197V196H233ZM5 198V199H4ZM11 198V199H10ZM16 198H14V200H15ZM6 200V201H5ZM8 201V202H7ZM10 201V202H9ZM17 201V199L15 200V202ZM12 202V203H11ZM10 203V204H9ZM25 203V204H26ZM11 204L13 205V208H12V206H11ZM31 205V204H30ZM30 205L28 204V206L30 207ZM28 206H27V204L25 205V206H23V209H25L24 207H26V209L25 210H27L28 209ZM41 210H42V208H40ZM24 210V211H25ZM28 211V210H27ZM26 211V212H27ZM38 212H36V214H35V216H37V215H39V210H37ZM3 213V214H2ZM38 213V214H37ZM42 212H40V215H42L41 214ZM3 215V216H2ZM40 215L39 216H37V217H32V219H31V217H29V223H33V218H36L35 220L37 221V220H39L40 219ZM66 217V215L65 216H63V218H65ZM39 218V219H38ZM31 221V222H30ZM35 221V222H36ZM40 222H41V226L43 227L44 225L45 226H47L48 224L47 223H45V222H43L42 223V221L41 220H39ZM6 222V223H5ZM34 222V223H35ZM5 223V224H4ZM8 223V224H7ZM45 223V224H44ZM57 224H58V222H57ZM57 224H52V225H54V227H50V226H52L51 224L47 227L48 229H49V227H50V229L51 228H53L52 230H47L46 228V232L47 233H55V235H56V233H58L59 235H62L63 236V233H64V235H65V240H66V242L67 243H69V249L68 250H59V251H52V252H50V251H46V252H42V253H44L45 255H48V256H54V254L55 253H57L58 252V254L60 253V255H61V253H69L70 251L69 250H73V249H78V253L76 254V256H77V258H79V260L81 259H83L82 261L84 262V261H88V259H91L93 256H94V251H90V252H87V248H88V246L87 245H95L94 243L95 242H98L99 243V245H97V243H96V245L95 246H97L96 248H100L101 250L99 251V252H101L102 254H103V256H102V258H105V257H107V256H110L111 254H115V253H120V258L118 259V260H116L115 262H114V264H181V262H182V264H201L202 262H201V260H198L199 258L200 259H202L201 257H193L192 259L194 260H196V262H195V260L193 261H191V260H186L185 259V262H184V259H181V258H178L177 256L178 255H176L177 253H171L170 255H167L166 253H165V248L167 247V244H162L161 245V243L160 244H156V245H154V241L152 240L153 238H151L152 236H148V239H144L146 242H144V240H140L139 241V239H137V240H135V241H131L130 240V238H129V236L127 237V231H128V229L126 228L127 227V224H126V226L125 225H123V226H121V227H123V228H125L126 230H124L123 228H121L120 226H119V228H118V232L117 231H115V227H113L111 224V222L110 221H101L100 220V216H96L95 218H92V219H85V218H83V219H78L77 220V222L76 223H74V224H72V223H67V224H70V225H68V227L67 226H63V225H60V227H59V225H57ZM59 224H61L60 223V221H59ZM29 225V224H28ZM56 225H57V227L58 228H61V229H58V228H56ZM44 226V227H45ZM43 227V228H44ZM1 228H0V231H1ZM121 229L125 232L126 231V235H124L125 233L124 232H122L121 231ZM120 232H122L123 234H121ZM126 236V238L127 239H124L125 237L124 236ZM44 236V235H43ZM42 236L40 235V238H39V235H38V237L37 238H34V241L36 242V243H38V245H37V249L39 248H42L43 246H44V244H49V240L47 239V237L45 236V237H42ZM124 237V238H123ZM42 243H41V242ZM129 241V242H128ZM144 242V243H142V242ZM53 242H56V241H53ZM94 242V243H93ZM51 243H52V241H51ZM79 243V244H78ZM134 243V244H133ZM137 245H136V244ZM138 243H140V244H138ZM41 244V245H40ZM161 245V246H160ZM42 246V247H41ZM152 246V247H151ZM43 249V248H42ZM159 249V250H158ZM117 251V252H116ZM123 253V254H122ZM164 253H165V255H164ZM93 255V256H92ZM119 255V254H118ZM122 255H123V257H122ZM79 256V257H78ZM80 260V261H81ZM180 260H183V261H180ZM198 260V261H197ZM174 261V262H173ZM188 261V262H187ZM192 263H191V262ZM179 262V263H178Z\"/></svg>",
  "mask_w": 264,
  "mask_h": 264
},
{
  "label": "water",
  "instance_id": "water-1",
  "mask_svg": "<svg viewBox=\"0 0 264 264\" xmlns=\"http://www.w3.org/2000/svg\"><path fill=\"white\" fill-rule=\"evenodd\" d=\"M0 264H44L0 251Z\"/></svg>",
  "mask_w": 264,
  "mask_h": 264
}]
</instances>
